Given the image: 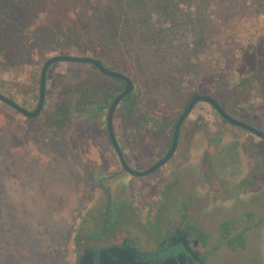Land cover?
<instances>
[{
    "label": "rangeland",
    "instance_id": "rangeland-1",
    "mask_svg": "<svg viewBox=\"0 0 264 264\" xmlns=\"http://www.w3.org/2000/svg\"><path fill=\"white\" fill-rule=\"evenodd\" d=\"M120 1L17 2L15 9L20 16L14 20L15 25L20 20L30 23L34 13L37 19L29 28H20V57L15 64L10 66L0 59V93L31 110L43 61L57 54L83 56L74 44H67L66 32L86 35L95 16L101 10L107 14ZM178 5L185 7L180 2ZM192 9L188 5L186 11ZM207 14L211 29L201 44L199 26L182 27L177 21L182 30L171 39L175 44L182 41L181 49L175 52L178 58L165 57L156 47L144 50L141 56L134 50L115 54L119 70L134 82L138 98L134 115L143 117L139 130L147 141L158 129L160 119L174 121L177 110L193 91L212 96L224 104L232 117L264 132V0H218ZM183 47L189 50L188 54ZM189 59L199 67V74L194 76L193 69L186 70L184 80L171 85L179 72L178 63L182 65ZM169 64L173 73L166 74L170 75L167 87H155L154 80ZM85 78L100 82L93 88L95 94L77 107L69 129L58 131L46 115L60 99L72 94L77 81ZM31 79L36 83L32 82L34 89L27 93ZM120 89L116 79L96 74L87 63L58 61L47 69L44 102L37 117L26 118L0 102V264H73L69 238L82 225L84 215L96 214L101 203L84 197V188L93 186L80 183L79 152H93L109 145L105 106L109 95ZM231 89L235 96L227 98ZM196 119L199 120L194 129L213 131L220 127L227 131L225 135L256 144L251 134L223 124L205 102H197L188 115L189 122ZM112 127L119 145L130 144L132 128L121 108L113 113ZM190 128L188 122L182 126V130Z\"/></svg>",
    "mask_w": 264,
    "mask_h": 264
},
{
    "label": "flooded vegetation",
    "instance_id": "flooded-vegetation-1",
    "mask_svg": "<svg viewBox=\"0 0 264 264\" xmlns=\"http://www.w3.org/2000/svg\"><path fill=\"white\" fill-rule=\"evenodd\" d=\"M116 80L122 89L123 82ZM79 105L76 100L72 114ZM194 105L179 126L168 159L147 174L125 171L110 144L79 152L80 183L93 186L84 188V197L101 203L96 214L84 215L69 238L73 264H80L84 255L92 264L122 257L145 264H264V138L240 128L256 138V144L249 145L234 139L239 136L225 135L220 127L194 129L199 119L188 121ZM174 121L159 120L158 129L148 136L152 144L139 125L131 126L127 146L119 145L114 133L129 169L144 171L167 153ZM186 122L192 128L182 130ZM53 126L63 131L70 123L66 126L65 120L61 129L54 122Z\"/></svg>",
    "mask_w": 264,
    "mask_h": 264
},
{
    "label": "trees",
    "instance_id": "trees-1",
    "mask_svg": "<svg viewBox=\"0 0 264 264\" xmlns=\"http://www.w3.org/2000/svg\"><path fill=\"white\" fill-rule=\"evenodd\" d=\"M217 1L218 0H121L114 5L107 14H104V11L101 10L95 16L93 23L89 24V30L86 35L81 32H77L76 35H74L71 34V31H67L66 42L67 44H74L76 51L83 56L95 58L108 69L115 71H120L117 67L118 62L116 60L118 59L115 57V54H123L124 51L134 50L141 56L144 50L156 47L162 55L164 54L163 56H175L178 58V53L175 52L177 49H181L182 41L175 44L172 43L171 38L181 32L182 27L197 25L202 31V41H199L200 44L205 41L203 38L209 34L211 29L207 12ZM17 2H29V0H0V59L10 66L15 64L20 57L17 53L19 43V41L17 42V36L20 32V28H29L37 19V15L34 13L30 18V23L20 20V22L15 25L14 20L20 16L15 9ZM179 2L181 6H185L184 9L178 5ZM188 5H192V11H186ZM182 10L185 11L182 12ZM177 21L182 23L180 24L182 26L181 28ZM166 22L169 23V25L165 26ZM167 31L169 32L167 33ZM167 34L171 36L169 37L170 39H167ZM77 39L80 40L76 42L75 40ZM185 45H187L186 42ZM183 50L188 54L189 50H187V48L183 47ZM191 55L195 56L193 51H191ZM184 58L186 57L183 56V59ZM194 62L193 59H189L188 62L184 61L182 65L178 63L176 68L179 72L171 85L179 82L181 79L184 80L186 70L193 69L191 71L193 75H198L199 67L194 66ZM170 65L171 64L165 66V68H168L165 71H163L162 68L161 73H159L158 77L154 80L155 87H167L166 84L169 82V76L173 73V68H170ZM95 72L99 75L96 70ZM32 82L36 83V80L31 79L30 84H28L27 93L32 92L34 89ZM99 84V81H90L86 78L77 81L72 88V94L63 98L59 104L48 112L46 115L48 122L56 123L61 129L66 120V126H68L72 116L71 109L73 104H75L76 100H78L79 104L86 103L93 94H95L93 88ZM196 94L200 93L193 91L188 97ZM233 94L235 96V90L231 89L227 98H230ZM109 97L113 96L109 95ZM8 98L11 99L10 96ZM137 99L136 93L134 91L130 92L123 97L115 107V110L116 108L122 109L123 115L126 117L129 126L135 128L139 125L140 120V118H136L134 115L137 109ZM220 105L225 109L223 103H220ZM98 106L99 105H97V107ZM54 115H62L64 118L52 117ZM142 118L143 117H141V119ZM223 122L225 121L223 120ZM167 123L170 124L171 121H167Z\"/></svg>",
    "mask_w": 264,
    "mask_h": 264
},
{
    "label": "water",
    "instance_id": "water-1",
    "mask_svg": "<svg viewBox=\"0 0 264 264\" xmlns=\"http://www.w3.org/2000/svg\"><path fill=\"white\" fill-rule=\"evenodd\" d=\"M58 61H64V62H74V63H87L91 65L96 71H98L100 74L111 77L114 79L121 80L123 82V87L120 89L110 100L107 110H106V115H105V131L107 135L108 142L110 146L113 148L114 152L116 153L118 157V161L121 165V167L127 171L130 174L133 175H144L147 174L148 172H151L155 168L159 167L162 163H164L171 152L173 151V148L176 144V138H177V133L179 126L182 122V120L185 118L186 114L190 111L192 106L199 101L206 102L208 103L214 110L215 112L222 118L224 119L227 123L239 127L241 129H244L246 131L251 132L252 134L264 138V132H261L258 130L256 127L245 123L241 120H238L232 116H230L228 113H226L220 105L217 103V101L212 98L211 96L205 95V94H196L190 97L188 100L186 106L184 109L181 111L179 116L176 118L174 121L173 127H172V132H171V143L170 147L167 151L166 154H164L160 159H158L153 165H151L149 168H147L144 171L140 172H135L125 164L124 159L122 157L121 151L119 149V145L116 141L113 127H112V118H113V112L114 109L117 105V103L125 97L128 93H130L133 89V83L129 77L126 75L122 74L119 71L111 70L108 69L106 66L102 65L97 59L89 57V56H81V55H70V54H59V55H53L48 57L41 65L39 74H38V88H37V99L35 106L32 110H28L19 104H17L15 101L9 99L8 97L4 96L2 93H0V102L5 104L6 106L10 107L13 109L15 112L19 113L20 115L26 117V118H34L36 117L42 107L43 101H44V94H45V74H46V69L47 67L55 62ZM80 264H92L91 260L87 256H83L81 258ZM102 264H145L141 262H134L129 258H120L119 260L115 262H106L104 261Z\"/></svg>",
    "mask_w": 264,
    "mask_h": 264
}]
</instances>
